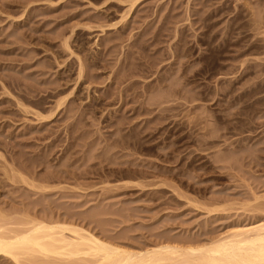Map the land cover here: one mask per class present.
Segmentation results:
<instances>
[{"label":"rangeland","instance_id":"rangeland-1","mask_svg":"<svg viewBox=\"0 0 264 264\" xmlns=\"http://www.w3.org/2000/svg\"><path fill=\"white\" fill-rule=\"evenodd\" d=\"M122 1L0 0V213L13 216L39 198L9 179L13 170L42 178L60 169L65 188L43 197L41 213L51 203L61 215L92 216L94 231L133 246L219 237L249 218L194 206L203 198L242 202L248 189L224 167L264 196V0H143L120 21L130 5ZM69 37L87 77L67 109L85 111L83 122L66 109L37 125L16 102L46 96L48 114L71 92L52 85L68 59L63 77L77 76Z\"/></svg>","mask_w":264,"mask_h":264},{"label":"bare ground","instance_id":"bare-ground-1","mask_svg":"<svg viewBox=\"0 0 264 264\" xmlns=\"http://www.w3.org/2000/svg\"><path fill=\"white\" fill-rule=\"evenodd\" d=\"M119 1H122V0H119ZM142 1L143 0H132V1L129 0L130 2V5L128 6L129 8L126 11V13L123 14L124 16L122 15L123 17H122V20L120 21H124L125 19L130 18L133 12L136 10L137 6ZM123 2H126V1L125 0L122 1V4ZM103 3H105L103 4L105 6L102 5L103 8L108 7L110 4V2L108 3L107 1H104ZM99 8L101 9L102 7H99ZM115 26L117 27L118 24ZM70 42H71L70 37L69 39L65 38L63 40L65 49H67L68 54L70 55L69 57L70 60H71V56L76 57L77 66H78V68H76L77 69L76 78H73L74 79L73 80L72 76L71 78H69L70 76H67V75L66 77H63L62 73L64 72V70H65V73L70 72V69H68L69 67L68 65H70L68 64L69 62V59H68L67 60L68 62H64L62 64H60L61 62L59 63L60 67L63 66L62 67L63 72H59L57 74L58 76L54 79V81L53 79L50 81H53L52 85L55 86L54 90L57 91L56 94H59V93L62 94L64 90H71V92L59 98L54 108H51L50 111L48 110L49 113L46 112L48 114H44L43 112V109H45L44 106L47 103H49L47 98H45L46 96L44 97V99H40V98L39 99L37 98L36 100L30 99L29 101L32 102V105L30 104L29 106L25 105L24 102L22 103L21 100H17L16 102L15 106L23 110V113H25L26 115H30V116L33 115V117H35L34 119H36L37 125H42V126L50 125L53 121H56L58 119V116L60 117L61 113L68 108L70 103L80 99L79 98L80 96L78 97L79 90H80L79 87L83 85L87 77L86 70H85L86 65L83 60L84 58H82L78 54H75V52L73 51L74 49H72L73 47L70 45L71 44ZM57 61H59V58ZM50 78H52V76H50ZM62 80H64V84L61 83ZM92 80H90V82ZM37 81H35V83H39ZM71 81H74V83L70 84ZM47 85L49 84L47 83ZM21 91H24V90L21 89ZM37 91H40V90L36 86H33L32 94H31L32 97L38 96ZM9 93L10 92H8V94ZM9 96H11L12 98L15 97L13 94L11 95V93L9 94ZM11 97H9V99ZM12 98L11 100L13 101ZM88 102L92 104L95 101L92 98H90V100L89 98H87V102L85 103H88ZM95 104H98V103H95ZM100 104H101V101H100ZM50 107H53V106L50 105ZM75 109H78V108H75ZM84 112L81 113V111L76 110L75 113L73 111L71 113V111H69L68 113H71V115L66 113V116L75 119V117L79 115L78 119H80V122H81L82 121L81 119H83L85 116ZM68 120L70 121V119ZM72 125H73V122H72ZM76 127L77 125L75 126V129ZM70 132L72 131H69V133ZM70 135L72 136V134ZM134 145H137V147L143 146L140 141H136V140L134 142ZM152 148H153V144L150 145V147L146 146L144 149H146L148 152H151ZM236 149L237 148H234V150H232L231 153H234V154L238 153ZM244 159H242V163ZM226 167H224V169L225 170L227 169L230 172L224 173V174H229V176L232 175V177L234 176L237 177V179L241 180L240 182H242L243 184L242 186L248 189L247 195L243 198L242 202L236 201L237 199L233 200L232 199L233 197L232 198L226 197L222 199L220 198V199H212V200H208V199L206 200L203 198L202 203L200 201H198L200 203L195 202L194 206H196L199 209H202L204 212H206L209 215L210 214L215 215L216 213L219 214L220 212H222V214L225 213L226 215L227 213L233 212L232 210H236V211L243 210L245 211V214L247 213V215L249 216V218L247 217L248 219H246L248 220L247 223L242 222V220L241 222L234 223L233 225L234 227L232 230L230 229V231L224 232V234L222 233V235L220 234L221 236L217 235L219 237H216V238L213 237L203 242L201 241L198 242L196 240L192 241V239L191 240L189 239V241H186L184 239L181 242L177 240H173V239H163L162 241H160L159 243H155L154 245L144 244L142 246H133V243L127 245L126 243H123L121 241L118 242L112 239L108 235L105 236L103 234H100V232L99 233L96 232L97 229H95L96 227L94 228L92 224L94 220L91 221L92 216H90L91 218L88 217L90 218V222H91L90 223L86 217H82V215L78 216L77 215L78 213L76 212L72 213L73 211L70 212L69 214L67 212V214L61 215V214L56 213L54 209L51 208L52 207L51 203L49 205L51 207L49 209L47 208L46 211L41 213L40 210H37L36 206L41 205V203L44 200L43 197L45 198L50 195L53 196L52 194L60 193L58 192V189L64 190L65 187L63 186L60 187L58 183L59 177L61 178L63 177L62 176L63 174L67 173L63 171L62 169H61L62 171H60V169L53 170V172L50 171L45 176H42V178L39 177L37 173L36 174L34 173V176L30 177V176H25L21 172L13 170V178L10 177L9 179L10 180L12 179L11 181L13 182L18 181L17 183H20L23 187L27 188L29 190L28 191L29 193L39 195V198H36L31 203L24 205V207H22L19 211L18 210L14 211L15 214H13V216L12 215L9 216L4 213L2 214V212L0 213V259L4 260L5 262H9L10 264H264V196L262 195L259 196V194H257L258 192L254 190V187L252 188L251 187L252 185L250 186V184H248L249 182L246 181L247 179H244L238 176V174L235 175L233 172L232 173L234 175L231 174V171L233 170V165L230 164L229 166H226ZM90 172L89 170L88 171L82 170L80 174L82 176H85ZM73 174L77 176H81L80 174L78 175V173H76L75 171ZM206 174L208 175V173ZM37 180L41 182L38 183ZM55 180L58 186L57 185L53 186V184L52 185L48 184L50 182L54 183ZM89 188H91V186L87 187L86 189L84 187V189L82 190L86 191ZM68 189L70 188L68 187ZM78 191H81V190H78ZM62 193H65V191H63ZM46 201H49V200H46ZM51 201H53V199ZM31 204H33V206ZM236 205H239V206H236ZM87 220L88 222H86ZM91 224L93 226L92 227L93 229L88 227Z\"/></svg>","mask_w":264,"mask_h":264}]
</instances>
